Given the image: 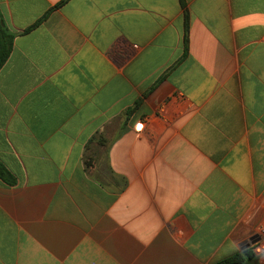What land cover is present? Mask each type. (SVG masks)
Wrapping results in <instances>:
<instances>
[{
	"label": "crops",
	"instance_id": "1",
	"mask_svg": "<svg viewBox=\"0 0 264 264\" xmlns=\"http://www.w3.org/2000/svg\"><path fill=\"white\" fill-rule=\"evenodd\" d=\"M0 13V264H264V0Z\"/></svg>",
	"mask_w": 264,
	"mask_h": 264
},
{
	"label": "trees",
	"instance_id": "2",
	"mask_svg": "<svg viewBox=\"0 0 264 264\" xmlns=\"http://www.w3.org/2000/svg\"><path fill=\"white\" fill-rule=\"evenodd\" d=\"M14 38L15 35L8 30L0 13V69L5 65L12 52ZM0 179L10 186L17 184L16 178L1 164ZM213 264H258V262L255 253L248 249L243 254H235Z\"/></svg>",
	"mask_w": 264,
	"mask_h": 264
},
{
	"label": "built area",
	"instance_id": "3",
	"mask_svg": "<svg viewBox=\"0 0 264 264\" xmlns=\"http://www.w3.org/2000/svg\"><path fill=\"white\" fill-rule=\"evenodd\" d=\"M136 128H137L138 130H140V129H142V125H138Z\"/></svg>",
	"mask_w": 264,
	"mask_h": 264
},
{
	"label": "water",
	"instance_id": "4",
	"mask_svg": "<svg viewBox=\"0 0 264 264\" xmlns=\"http://www.w3.org/2000/svg\"><path fill=\"white\" fill-rule=\"evenodd\" d=\"M245 248H247V247H245Z\"/></svg>",
	"mask_w": 264,
	"mask_h": 264
}]
</instances>
